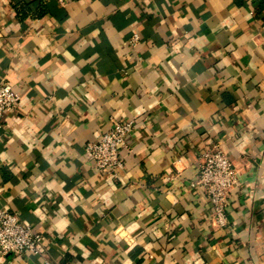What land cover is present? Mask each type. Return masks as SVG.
<instances>
[{
	"label": "crops",
	"instance_id": "obj_1",
	"mask_svg": "<svg viewBox=\"0 0 264 264\" xmlns=\"http://www.w3.org/2000/svg\"><path fill=\"white\" fill-rule=\"evenodd\" d=\"M23 1L0 0V78L20 93L0 207L43 238L0 264H264V0ZM118 119L134 128L113 175L85 146ZM213 141L238 174L223 226L193 184Z\"/></svg>",
	"mask_w": 264,
	"mask_h": 264
},
{
	"label": "built area",
	"instance_id": "obj_2",
	"mask_svg": "<svg viewBox=\"0 0 264 264\" xmlns=\"http://www.w3.org/2000/svg\"><path fill=\"white\" fill-rule=\"evenodd\" d=\"M62 5L67 0H58ZM139 40L135 34L132 43ZM20 99L19 91L4 77L0 78V130L4 127V115L16 108ZM134 128V120L118 119L110 129L98 139L89 141L85 146L86 157L102 172L118 175L125 166L123 149L130 150L129 136ZM200 185L211 202L212 221L215 225L227 223V206L232 189L238 184L236 166L229 152L220 142H211L201 154L199 175L193 182ZM42 233L24 222L15 211L0 207V253L14 252L22 254L28 251L38 252ZM46 264H61L57 260L45 258Z\"/></svg>",
	"mask_w": 264,
	"mask_h": 264
},
{
	"label": "trees",
	"instance_id": "obj_3",
	"mask_svg": "<svg viewBox=\"0 0 264 264\" xmlns=\"http://www.w3.org/2000/svg\"><path fill=\"white\" fill-rule=\"evenodd\" d=\"M16 8L21 16L26 15L30 11L29 5L23 0H16ZM43 12L44 7H38L36 15H41Z\"/></svg>",
	"mask_w": 264,
	"mask_h": 264
}]
</instances>
